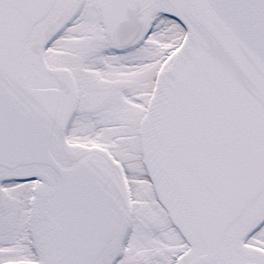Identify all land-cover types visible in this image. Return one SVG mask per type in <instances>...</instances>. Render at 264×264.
<instances>
[{
    "label": "snow or ice",
    "instance_id": "6c2138e0",
    "mask_svg": "<svg viewBox=\"0 0 264 264\" xmlns=\"http://www.w3.org/2000/svg\"><path fill=\"white\" fill-rule=\"evenodd\" d=\"M0 264H264V0H0Z\"/></svg>",
    "mask_w": 264,
    "mask_h": 264
}]
</instances>
